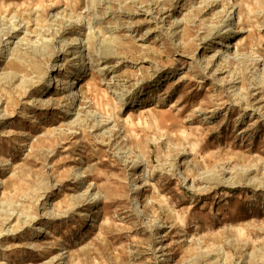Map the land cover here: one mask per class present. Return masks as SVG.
Wrapping results in <instances>:
<instances>
[{
	"label": "rangeland",
	"instance_id": "374dc122",
	"mask_svg": "<svg viewBox=\"0 0 264 264\" xmlns=\"http://www.w3.org/2000/svg\"><path fill=\"white\" fill-rule=\"evenodd\" d=\"M0 180V264H264V0H0Z\"/></svg>",
	"mask_w": 264,
	"mask_h": 264
},
{
	"label": "bare ground",
	"instance_id": "6f19581e",
	"mask_svg": "<svg viewBox=\"0 0 264 264\" xmlns=\"http://www.w3.org/2000/svg\"><path fill=\"white\" fill-rule=\"evenodd\" d=\"M233 16H235V12L233 11L226 16H222L220 22L217 24V26L214 28L212 32V40H214L215 44L221 48H225V49L230 48L229 45L227 47L224 45V43L227 33L231 31L230 27L235 25V18L233 19L232 18ZM221 50L222 49H219L218 53L224 54Z\"/></svg>",
	"mask_w": 264,
	"mask_h": 264
}]
</instances>
